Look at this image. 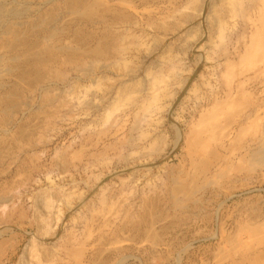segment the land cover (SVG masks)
Masks as SVG:
<instances>
[{
  "label": "rangeland",
  "instance_id": "374dc122",
  "mask_svg": "<svg viewBox=\"0 0 264 264\" xmlns=\"http://www.w3.org/2000/svg\"><path fill=\"white\" fill-rule=\"evenodd\" d=\"M0 264H264V0H0Z\"/></svg>",
  "mask_w": 264,
  "mask_h": 264
}]
</instances>
